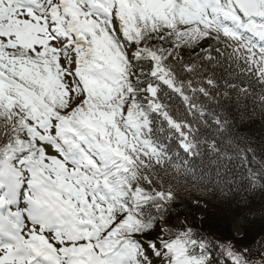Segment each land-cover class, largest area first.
Here are the masks:
<instances>
[{
  "label": "trees",
  "instance_id": "trees-1",
  "mask_svg": "<svg viewBox=\"0 0 264 264\" xmlns=\"http://www.w3.org/2000/svg\"><path fill=\"white\" fill-rule=\"evenodd\" d=\"M193 43H183L182 48L175 50L169 60L170 74L178 77L185 94H191L188 92L189 88H199L202 85L194 84L192 77L181 79L177 67L190 68L197 62L204 64L207 56H213L230 64L239 73L228 81L235 86L231 92L233 98L223 101L222 107L215 108L216 113L224 114L219 119L226 117L231 123L226 132L215 130L213 126L209 134L219 146L226 147L231 139L234 142L230 144L231 148H235L239 154L238 163L223 168L224 175L220 174L218 168L216 171L207 169L206 165L209 163L204 165L198 156L177 161L171 173L163 166L149 169L144 176L145 185L151 188L149 192L157 203L144 209V217L156 219V224L161 229L158 230L160 238L181 240L187 255L196 264H209L210 256L219 257L223 262L224 257H228L236 264H264V251L254 250L245 255L235 246V241L224 235L237 219L254 227L264 224V212L261 211L264 206V186L259 181L252 185L246 171L251 168L256 172H264V111L257 102L260 88L253 77L254 72L248 58L238 44L219 34H209L199 45L193 46ZM136 48L143 49V46ZM238 64L242 65V71ZM137 70L141 78L140 73L145 70ZM242 87L249 89L247 99L243 98L245 94ZM253 92L257 95H253ZM237 95L242 97L239 102L236 100ZM206 134L207 132L201 135L200 139ZM246 156H250L251 161ZM185 167L189 172L185 173ZM194 198L204 200L207 211L203 217H198L192 207ZM213 216L215 220L212 219ZM154 228L155 226L148 236H151Z\"/></svg>",
  "mask_w": 264,
  "mask_h": 264
},
{
  "label": "snow or ice",
  "instance_id": "snow-or-ice-1",
  "mask_svg": "<svg viewBox=\"0 0 264 264\" xmlns=\"http://www.w3.org/2000/svg\"><path fill=\"white\" fill-rule=\"evenodd\" d=\"M25 2L26 0H0V30L11 29L15 26L18 10L24 6ZM205 4L211 6L215 4V0H205ZM237 7L240 14H244V6L240 4ZM213 10L216 9L213 8ZM225 16L231 19L237 28L243 27L251 32L254 37L264 38V31H257L251 25L241 23L240 15L237 14L236 9L232 10L231 15L225 13ZM177 72L181 79L192 77L193 83L202 85V87L189 88L188 92L191 94L188 95L176 86L174 80L169 78L166 70H158L153 67L148 72L141 71V78L135 82V89L138 94L136 99L141 103L133 114L135 119L129 120V125L135 127L138 132L143 129L140 134L144 136L145 144H154L161 153L167 154L165 160L168 162H171L174 158H180V156L173 153V148L179 149L185 156L189 152L194 156L201 155L197 151L200 145L204 143L200 140V137L206 132L212 131L213 126L215 130L227 131L231 121L226 117L222 120L219 119L224 114L223 112L216 113L215 108L222 107L223 101L233 98L231 92L235 89V86L230 85L228 81L239 74L235 72L230 64H226L222 59L213 56H207L204 64L197 62L192 64L190 68L177 67ZM259 79L257 77V80ZM242 92L245 94L243 98L247 99L249 89L242 87ZM252 94L257 95L255 92ZM259 97H264V93H260ZM259 97L257 102L264 111V98ZM241 98L240 95H237V102ZM173 112H176L180 119L174 117ZM123 131L121 129L113 136L105 130V126L94 123L91 127L80 130L78 136L79 140L87 144L88 149L95 153L101 161H104L105 167H107L113 161L114 155H119L120 148L117 138ZM101 136L104 139H101ZM186 137L196 143L190 144L189 139ZM46 139L41 140L40 143V146L45 149V162H47L49 155V145ZM228 143L234 144L231 139ZM65 147L67 149L66 155H73V162L78 163L75 159V154L80 151L77 142L69 137L66 139ZM51 151H55V149H51ZM226 156L231 157L230 155ZM245 158L251 161L250 156ZM82 159L87 165L92 163L86 156H83ZM39 167L40 161L31 152V149L20 145H9L7 148L0 150V209L12 207L25 209L26 202L31 201L30 192L39 191ZM184 171L185 173L189 172L187 167ZM246 171L252 185L258 184L257 181H259V184L264 186V172H256L251 168ZM101 174L100 171L94 173V175ZM192 207L196 213L207 211V208L201 207L199 200ZM27 211L29 215L35 217L40 210L39 208L29 207ZM261 211L264 212V206H262ZM13 216H18V213L9 212L7 217L0 215V232L7 233L13 239L18 240V237L14 234L17 231L18 221L13 219ZM212 219L215 220V216ZM232 231L240 233L242 238L237 239L236 236L231 235ZM224 235L235 241V246L245 255L252 253L254 250L264 251V224L254 227L237 219L234 221V227L226 231ZM25 239H27L26 236ZM16 250L18 252L23 250L24 253L19 258V264H30L28 250L24 249L23 246ZM5 264H18V258L6 259ZM209 264H221V259L210 256ZM224 264H236V262L224 257Z\"/></svg>",
  "mask_w": 264,
  "mask_h": 264
},
{
  "label": "rangeland",
  "instance_id": "rangeland-1",
  "mask_svg": "<svg viewBox=\"0 0 264 264\" xmlns=\"http://www.w3.org/2000/svg\"><path fill=\"white\" fill-rule=\"evenodd\" d=\"M196 4L202 6L203 10H206L207 6L205 4V0H194ZM214 5V4H213ZM213 5H211V7H213ZM204 13H206L210 18L213 17V11L209 10V11H205ZM189 31V29H188ZM23 42V41H22ZM66 79L65 83H61L60 86L63 87L64 89H66L68 92H71L73 90H78L80 83H76L72 80L71 76H69L66 72L63 73ZM63 198V197H62ZM120 218V216H117ZM234 227V225L231 227V229ZM232 233L234 234V236H236L237 238L241 236L240 233L236 232V231H232ZM114 244V243H113Z\"/></svg>",
  "mask_w": 264,
  "mask_h": 264
},
{
  "label": "water",
  "instance_id": "water-1",
  "mask_svg": "<svg viewBox=\"0 0 264 264\" xmlns=\"http://www.w3.org/2000/svg\"><path fill=\"white\" fill-rule=\"evenodd\" d=\"M198 214H199V212H198ZM199 215H201V214H199Z\"/></svg>",
  "mask_w": 264,
  "mask_h": 264
}]
</instances>
